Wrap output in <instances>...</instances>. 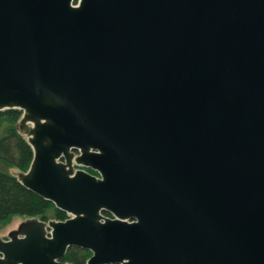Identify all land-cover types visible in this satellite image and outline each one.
Instances as JSON below:
<instances>
[{
	"label": "water",
	"instance_id": "water-1",
	"mask_svg": "<svg viewBox=\"0 0 264 264\" xmlns=\"http://www.w3.org/2000/svg\"><path fill=\"white\" fill-rule=\"evenodd\" d=\"M73 1L0 0L17 180L71 216L23 221L0 264H264V0Z\"/></svg>",
	"mask_w": 264,
	"mask_h": 264
},
{
	"label": "trees",
	"instance_id": "trees-1",
	"mask_svg": "<svg viewBox=\"0 0 264 264\" xmlns=\"http://www.w3.org/2000/svg\"><path fill=\"white\" fill-rule=\"evenodd\" d=\"M21 116L19 110L0 112V124L5 118L11 123L17 122ZM33 152L26 139L18 134L17 129L10 127L0 137V161L7 168H15L26 172L31 164ZM40 218L42 221H64L68 218L65 212L30 190L23 187L16 177L0 171V224L6 223L13 216ZM90 253L76 247H70L63 258L70 264H85Z\"/></svg>",
	"mask_w": 264,
	"mask_h": 264
},
{
	"label": "rangeland",
	"instance_id": "rangeland-1",
	"mask_svg": "<svg viewBox=\"0 0 264 264\" xmlns=\"http://www.w3.org/2000/svg\"><path fill=\"white\" fill-rule=\"evenodd\" d=\"M76 4H77V0H75L73 2V5H76ZM18 122H19V120L17 122L11 123L8 120H6L5 118H3V120H2V122L0 124V137H1V135L5 134L10 127H13L15 129H17V132L19 134ZM0 171L6 172V173H8V174H10L11 176H14V177H17V175L20 173V171H18L15 168H7L5 165L2 164L1 161H0ZM26 219H28V218L24 217V216L16 215V216L11 217L6 223L0 224V238L1 239H6L8 234L11 231L16 230L18 228L19 224L21 222L25 221ZM37 219L40 220V218H38V217H37Z\"/></svg>",
	"mask_w": 264,
	"mask_h": 264
}]
</instances>
